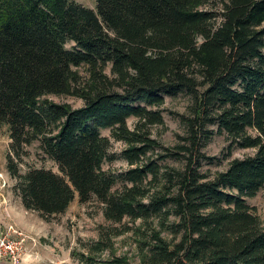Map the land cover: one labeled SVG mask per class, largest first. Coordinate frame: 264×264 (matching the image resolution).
Listing matches in <instances>:
<instances>
[{"label": "trees", "instance_id": "16d2710c", "mask_svg": "<svg viewBox=\"0 0 264 264\" xmlns=\"http://www.w3.org/2000/svg\"><path fill=\"white\" fill-rule=\"evenodd\" d=\"M221 1L219 20L206 0H96L94 9L75 0H0V129L8 126L18 159L38 141L58 169L21 174L9 155L27 210L48 219L78 196L99 202L114 223L157 219L174 239L142 230L143 264H264V222L247 200L264 191V0ZM178 93L192 101L186 133L164 147L148 127L163 123L165 96ZM103 129L126 143L125 170L104 169L111 156ZM215 132L230 140L229 156L233 147L254 154L213 176L202 172ZM168 157L182 166L163 164ZM114 234L80 254V264H131L98 256Z\"/></svg>", "mask_w": 264, "mask_h": 264}, {"label": "rangeland", "instance_id": "374dc122", "mask_svg": "<svg viewBox=\"0 0 264 264\" xmlns=\"http://www.w3.org/2000/svg\"><path fill=\"white\" fill-rule=\"evenodd\" d=\"M75 1L93 9L96 7V0ZM205 7L215 10L218 19H221V0H206ZM71 45L72 43L69 42L67 47ZM77 70L85 80L88 76L87 68L81 66ZM105 72L110 75L108 68ZM47 98L56 103H69L73 108L84 104L81 98L75 96L48 95ZM191 104V97L186 93L166 95L165 102L160 107L163 123L149 125L151 137L164 147L176 146L180 136L186 133L182 116L189 115ZM136 122V118L128 119V128L133 130ZM102 135L110 138L111 158L104 163V169L113 172L125 170L128 163L121 157V153L126 143L116 140L111 135L110 129H103ZM11 142L8 126L3 125L0 129V228L4 230L7 227L6 224H14L29 236L21 264H80V254L88 253L96 242L111 232H118V234L112 235L109 241H103L105 248L98 256L106 258L111 255H120L125 256L131 264H143V256L147 250L144 247L142 251L144 245L142 230L146 231L152 227L159 229L164 238L173 241L172 229L162 228L157 219L145 222L143 220L131 221L126 217L122 222L114 223L104 217L99 202L92 200L81 203L78 196L64 213L52 215L48 219H44L37 211L27 210L14 191L17 179L12 177L7 170L9 155L17 162L21 174L30 168H53L55 171L58 169L51 160L44 156L39 149L38 141L24 148L21 160L11 151ZM229 145L230 140L225 133L215 132L203 147L204 152L212 159L203 162L202 172L213 176L216 172L225 170L232 159L254 154V149L233 147L229 156ZM160 150L162 149L158 152ZM162 163L169 167L182 166L180 160L171 157L166 158ZM247 200L251 206L256 208L257 214L264 222V191ZM173 220L174 218L171 217V222Z\"/></svg>", "mask_w": 264, "mask_h": 264}, {"label": "built area", "instance_id": "2783aa9c", "mask_svg": "<svg viewBox=\"0 0 264 264\" xmlns=\"http://www.w3.org/2000/svg\"><path fill=\"white\" fill-rule=\"evenodd\" d=\"M28 239L29 236L14 224L4 230L0 228V263L21 264Z\"/></svg>", "mask_w": 264, "mask_h": 264}, {"label": "crops", "instance_id": "0c3cea01", "mask_svg": "<svg viewBox=\"0 0 264 264\" xmlns=\"http://www.w3.org/2000/svg\"><path fill=\"white\" fill-rule=\"evenodd\" d=\"M9 224H6V226H8ZM2 263H4V264H7V261H2Z\"/></svg>", "mask_w": 264, "mask_h": 264}]
</instances>
